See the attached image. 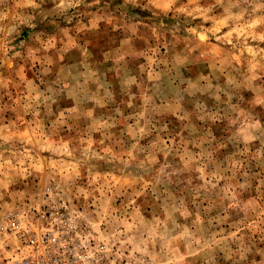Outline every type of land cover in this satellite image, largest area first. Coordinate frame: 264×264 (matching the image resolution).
<instances>
[{"label":"clouds","instance_id":"obj_1","mask_svg":"<svg viewBox=\"0 0 264 264\" xmlns=\"http://www.w3.org/2000/svg\"><path fill=\"white\" fill-rule=\"evenodd\" d=\"M0 264H264V0H0Z\"/></svg>","mask_w":264,"mask_h":264}]
</instances>
